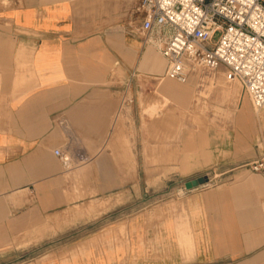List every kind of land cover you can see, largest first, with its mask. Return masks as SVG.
Returning <instances> with one entry per match:
<instances>
[{"label":"crops","instance_id":"0c3cea01","mask_svg":"<svg viewBox=\"0 0 264 264\" xmlns=\"http://www.w3.org/2000/svg\"><path fill=\"white\" fill-rule=\"evenodd\" d=\"M126 12L127 0H0V264H264V176L244 167L262 156L264 115L257 137L243 114L210 135L215 185L150 231L139 217L127 231L120 208L112 222L119 190L152 171L140 97L158 80L167 100L192 97ZM193 140L186 150L207 141Z\"/></svg>","mask_w":264,"mask_h":264},{"label":"rangeland","instance_id":"374dc122","mask_svg":"<svg viewBox=\"0 0 264 264\" xmlns=\"http://www.w3.org/2000/svg\"><path fill=\"white\" fill-rule=\"evenodd\" d=\"M139 1L127 0L126 18L132 27L139 22L135 13ZM218 37L217 35L216 40ZM165 65L163 60V68ZM166 83L170 81H164L161 86V80H158V88L154 92H144L140 97L143 115L141 129L145 136L150 138L145 142V163L146 168L152 171L139 174L142 190H119L122 194L125 193V196L111 202L112 222L118 219L120 208L121 222L127 231L133 229L137 217L141 219L145 232L150 231L152 224L163 220L162 214L164 215L167 209L177 210L178 206L182 205L179 201L189 192L185 188L186 183L208 177L211 180L208 186L194 190L215 185V167L211 165L213 152L209 149V138L216 130H220L221 126L225 128L222 124L235 125L238 116L243 114L239 130L247 131L253 127L257 137L261 128L260 119L264 111L256 113L242 85L238 82H226L222 70L216 74L199 71L187 84H180L192 87V97L186 106L173 99L167 100L173 90H164ZM178 84L174 82L173 85ZM194 138H206L207 141H201V146L186 150V143H200L194 141ZM200 154L208 158L207 170L194 172L193 169L199 168L197 162ZM129 248L128 246V251ZM132 262L134 257L133 253H130L128 264Z\"/></svg>","mask_w":264,"mask_h":264},{"label":"built area","instance_id":"2783aa9c","mask_svg":"<svg viewBox=\"0 0 264 264\" xmlns=\"http://www.w3.org/2000/svg\"><path fill=\"white\" fill-rule=\"evenodd\" d=\"M136 14L145 44L167 61L166 78L187 84L199 71L222 70L264 111V0H140ZM258 141L262 156L244 167L264 176V134Z\"/></svg>","mask_w":264,"mask_h":264},{"label":"water","instance_id":"95a60500","mask_svg":"<svg viewBox=\"0 0 264 264\" xmlns=\"http://www.w3.org/2000/svg\"><path fill=\"white\" fill-rule=\"evenodd\" d=\"M209 181L210 180L208 177L198 178V179H195V180H192L186 183L185 188L186 190L191 191V190L207 185Z\"/></svg>","mask_w":264,"mask_h":264},{"label":"bare ground","instance_id":"6f19581e","mask_svg":"<svg viewBox=\"0 0 264 264\" xmlns=\"http://www.w3.org/2000/svg\"><path fill=\"white\" fill-rule=\"evenodd\" d=\"M172 82H174V81H172ZM175 83H177V82H175ZM178 84V83H177Z\"/></svg>","mask_w":264,"mask_h":264}]
</instances>
